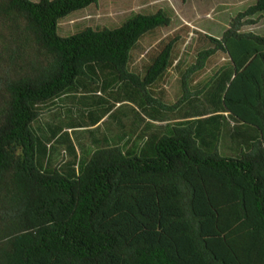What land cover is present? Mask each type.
I'll return each instance as SVG.
<instances>
[{"label": "trees", "instance_id": "1", "mask_svg": "<svg viewBox=\"0 0 264 264\" xmlns=\"http://www.w3.org/2000/svg\"><path fill=\"white\" fill-rule=\"evenodd\" d=\"M96 3L0 0V264H264V35L241 31L264 0L220 38L203 36L207 48L181 74L176 105L149 91L173 63L177 37L142 75L129 70L139 40L170 25L162 10L58 35L61 19ZM217 52L228 59L192 85ZM98 82L112 101L82 97L78 116L100 120L138 97L144 114L164 122L155 135L126 148L102 133L99 147L78 155L62 126L37 134L43 105ZM200 95L208 107L193 109ZM85 119L63 124L82 130ZM54 139L69 161L56 163Z\"/></svg>", "mask_w": 264, "mask_h": 264}, {"label": "rangeland", "instance_id": "2", "mask_svg": "<svg viewBox=\"0 0 264 264\" xmlns=\"http://www.w3.org/2000/svg\"><path fill=\"white\" fill-rule=\"evenodd\" d=\"M253 4H255V0H97L96 5H89L61 19L57 33L59 36L68 37L88 27L92 29L102 27L113 29L137 14H152L162 10L170 17V25L156 29L139 40L137 46L131 52L129 70L142 75L145 66L150 62L153 55L167 41L177 37L174 43L172 57L173 62L181 63V67L169 68L171 70L166 73L164 79L151 90L153 95L160 97L164 103L176 105L181 97V76H179L178 70L183 73L186 67L188 68L196 63L195 56L197 53L207 48V41L203 36L210 35L220 38L225 29L231 25V22L237 14L244 12ZM250 19L256 23L243 26L241 31H250L264 35V13L254 15ZM227 59L228 57L225 53L217 52L206 62L205 68L191 75L193 78L192 85L199 84L201 87L204 81L212 77L218 67H220L219 65ZM100 84L98 82L92 85L95 88L92 93L79 92L69 96L65 95L50 104L43 105L38 119L33 124L37 134L47 136L51 127L60 125L62 126L61 133L70 131L78 155H84L85 152L87 154L88 149L93 150L99 147L97 145L103 137L102 133H105L106 129H109L108 133L110 135V132L115 131L116 125L114 124V117L122 110L118 109L114 111L118 106L110 111L114 115L109 116L110 113L105 115L97 128L94 126L86 127L82 130L79 128L69 130L70 127L64 126L63 123H68L69 121H77L76 123H78L86 118V113L84 117L78 116V113L83 108L85 109L80 104L82 97H84L86 102L87 97H89L88 102H90V97H102L109 101L112 100L109 94L101 89ZM202 96L200 95V102L196 101L195 103L197 108L193 109L198 110L204 108L203 106L208 107L207 103L204 105L205 102H203ZM123 108L125 109V107ZM190 109L192 108H189V111ZM69 110L72 112L69 113ZM225 116L228 117V114L225 113ZM227 120L229 125H234V122L230 118H227ZM84 121L88 123L87 119ZM99 133L100 135H98ZM110 135L108 136L110 137ZM97 138L98 143L94 141ZM54 141L55 139L49 145L50 148L52 145L56 147V163L69 161L71 156L66 150V145L64 143L63 145L55 144ZM104 141L103 139L102 142ZM223 142L224 139L220 137V154H223L221 152Z\"/></svg>", "mask_w": 264, "mask_h": 264}, {"label": "crops", "instance_id": "3", "mask_svg": "<svg viewBox=\"0 0 264 264\" xmlns=\"http://www.w3.org/2000/svg\"><path fill=\"white\" fill-rule=\"evenodd\" d=\"M223 63V62H222ZM221 63V64H222ZM221 64L219 66H221ZM180 68L181 67V63L178 62H173L171 64V66L169 68ZM165 72L162 80L164 79L165 75L167 72H169V69ZM178 74L179 76H181L182 72L180 70H178ZM193 75V74H192ZM149 93L151 94V96L154 98L155 96L152 94L151 91H149ZM94 99L91 100H95L97 103L100 102V99H97L98 97H93ZM102 98V97H101ZM107 100L105 99V102ZM112 101V100H111ZM140 103L141 100L138 99V97H135V101L131 102V106L122 110L120 117L118 119V121L116 123H114L116 125L115 127V131L110 132L111 135L108 133L109 129L105 130V135L107 140L109 141V145H114L116 143H118L120 146L123 147V145H125L126 148L129 147V145H134L136 144V142H139V139H141L142 142H144L146 139H148L149 137H153L157 131V126L162 125L164 122H157L156 120H154L153 118H151L150 116L144 114L143 110H141L142 108H140ZM120 104H128V102L126 101H122V102H116L114 107H119ZM149 106H146V109H148ZM225 115V113H223ZM104 118V117H103ZM102 118H100V120H96V121H88V127H96L99 126L100 121ZM130 119V128L126 126V120ZM125 123V127L126 130L124 129L123 125ZM71 129H78V128H69V130ZM72 131H76V130H72ZM69 136H71L70 131L68 132ZM108 133V134H107ZM100 135V133L98 134ZM110 135V137L108 136ZM105 137V136H104ZM129 140V141H128ZM94 141H98L97 139H94ZM126 141H128L126 144Z\"/></svg>", "mask_w": 264, "mask_h": 264}, {"label": "clouds", "instance_id": "4", "mask_svg": "<svg viewBox=\"0 0 264 264\" xmlns=\"http://www.w3.org/2000/svg\"><path fill=\"white\" fill-rule=\"evenodd\" d=\"M226 114H228V113L226 112Z\"/></svg>", "mask_w": 264, "mask_h": 264}]
</instances>
